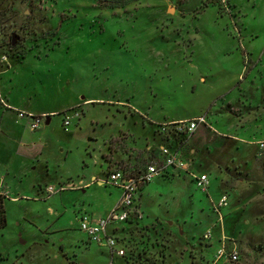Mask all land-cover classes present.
Instances as JSON below:
<instances>
[{
    "label": "rangeland",
    "instance_id": "374dc122",
    "mask_svg": "<svg viewBox=\"0 0 264 264\" xmlns=\"http://www.w3.org/2000/svg\"><path fill=\"white\" fill-rule=\"evenodd\" d=\"M263 45L264 0L226 8L217 0H0V57L22 60L8 74L27 81L37 105L58 109L35 132L25 129L23 154L0 149L9 186L0 264H106L104 247L79 229L112 187L91 174L151 160L150 117L201 112L215 131L232 133L264 113ZM62 110L79 112L66 128ZM214 135L205 148L191 139L184 154L207 173L212 197L227 195L221 219L187 174L155 179L143 205L153 225L137 236L150 255L143 264H209L221 239L237 245L236 264L263 262L264 153ZM37 139L47 146L33 156ZM42 183L57 191L42 197Z\"/></svg>",
    "mask_w": 264,
    "mask_h": 264
},
{
    "label": "built area",
    "instance_id": "2783aa9c",
    "mask_svg": "<svg viewBox=\"0 0 264 264\" xmlns=\"http://www.w3.org/2000/svg\"><path fill=\"white\" fill-rule=\"evenodd\" d=\"M217 2L223 8L227 7V0H217ZM0 64H8L4 54L0 57ZM0 106L13 109L18 118H25L27 127L30 130L39 128L47 116L46 113H34L11 106L3 97L1 89ZM62 114V125L64 128H66L72 118L79 116V112L73 110L71 113L64 110ZM203 124H206L204 115L157 123V133L162 135L163 142L157 145V153L153 154L151 160L143 164L137 171H127L121 166H114L106 170L104 178L94 179L98 183L115 186L120 189L117 201L104 216L94 221L89 220L87 216H82L79 223V229L86 234L88 241L103 245L107 249L109 256L106 264H143L142 260L146 261V257H150L147 248H140L136 252V249L131 245H121L122 238L120 239L114 230H110V226L117 223L137 224L141 220L142 211L138 200L139 190L143 185L162 175L169 167H172L178 172L187 174L198 189L207 192L209 186L207 173L197 172L193 169L191 158L183 156L180 149L181 144L187 141L188 137L196 131L199 125ZM175 135H184L185 140L182 143L179 141L175 145L173 143ZM256 144L261 152L264 153V140H258ZM46 191L51 193L57 190L47 186ZM0 194L7 195L1 179ZM210 203L212 210L221 219V210L228 204L227 195L222 194L216 200L210 199ZM159 254H161V251ZM239 259L240 252L234 242L232 245H227L225 240L221 239L215 247L209 264H236Z\"/></svg>",
    "mask_w": 264,
    "mask_h": 264
},
{
    "label": "crops",
    "instance_id": "0c3cea01",
    "mask_svg": "<svg viewBox=\"0 0 264 264\" xmlns=\"http://www.w3.org/2000/svg\"><path fill=\"white\" fill-rule=\"evenodd\" d=\"M264 48V45H263ZM3 55V54H2ZM18 62H22V60H15V59H10L8 61L7 59V65L6 64H0V89H1V93L3 95V97L6 99V101L8 102V104H10L13 107L25 110V111H31L34 113H46L47 116L44 120L45 125L48 124L51 120L50 114H53L55 112H57V108L55 109L54 107L51 106H47V105H37V101L36 99H34L33 95L35 94H30V92L28 90H25L24 86L27 85V81L23 82V81H17L16 77H15V73L12 74L11 76L8 74L11 70V72L13 70H15V68L13 67L14 63H18ZM240 69V68H239ZM238 69V71H239ZM238 75V73H237ZM236 75V77H237ZM39 102V101H38ZM63 111V110H62ZM251 112H249L248 114H251ZM198 115H203L201 112H193L190 113L188 115H179V114H175V115H166L164 114L162 116V120L157 121L155 119H153L152 117H150V126L152 128V135L154 136L155 142L157 145L163 142L162 139V135L157 133V127L156 124L159 122H163V121H171V120H177V119H187V118H192ZM248 124V127H245V125ZM211 125L208 123L207 124H203V125H199L198 128L196 129V131L189 137V139L184 142L183 144H181L180 149L182 151L183 156H185V149L187 148V146H189V141L191 139H203V141L201 142L200 145H197L196 141L194 140L196 147H206V143L211 140V136L214 137L216 134L217 136H219V140H221V137H225L227 136H231L233 139L236 140L237 143H243V144H248L251 145L252 147V152L253 150L255 151V147L257 146L256 142L258 140H264V113H260V114H255L253 115V117L251 118H246V123H240V121H237V127L236 130L232 133L228 132V130H219L215 131L216 128L212 127L211 129ZM27 128V121L25 118H18L16 116V113L14 112L13 109L10 108H4L0 106V149L5 150L8 146V152L10 153H15V154H20V152H22L23 154V150L21 151L23 146H27L26 142L23 141V133L25 131V129ZM45 127H42L41 129L44 130ZM29 129V128H28ZM39 129V128H37ZM37 129L35 130H30L32 132H35ZM154 131V133H153ZM227 132V134H226ZM226 134V135H225ZM37 140H33L30 144V150L33 152V156H36V153L41 154L42 150L47 146V142L42 141L40 143H37ZM151 143V142H149ZM37 145V146H36ZM150 145V144H149ZM258 147V146H257ZM257 150V148H256ZM192 148H189V152H192ZM206 151H208L206 149ZM210 152V151H208ZM251 154V160L253 161L255 158L252 156ZM28 155V154H27ZM26 156V155H25ZM27 157V156H26ZM189 157V156H188ZM191 158V157H190ZM234 161V160H233ZM30 162H34V160L30 161ZM254 162V161H253ZM193 163V162H192ZM212 163V162H211ZM119 163L118 161H114V166H117ZM195 164V163H194ZM193 164V169L196 170V168L194 167ZM143 165H139V166H135L133 165L131 167V171H137L139 170L140 167H142ZM253 168V167H252ZM252 168L247 167L246 169L248 171L247 174L249 175V173L251 172ZM8 169V168H7ZM182 172H178L177 170H175L172 167H169L162 175H159L157 177H155L152 181H150L149 183H146L145 185H143L140 190H139V206L140 209L142 211V218L141 220L137 223V224H133V223H127V225L123 223H117L114 224L112 226H110V230H114L115 234L121 239V245H131L133 248H135L136 252L140 249V247L137 245V236L139 235L141 237L140 241L143 239V236H145V232L147 230H149L150 225H153V221L149 220V216L153 214H149L150 212H144L143 211V205L146 204L147 206V199L150 198L151 196V188L150 185L152 183H154L153 181L159 177L164 178L166 180L172 181V180H178L180 179L179 177L182 175ZM91 179H95V178H101L99 176L93 175L91 174ZM184 178V177H183ZM209 178V177H208ZM0 179L2 180V184L4 185V187L6 188V191L8 189V183L5 181V176L2 174L0 175ZM185 180V178H184ZM93 185V183H90V180L83 182L82 184L78 185L81 188H89ZM47 186H51L55 189V187L50 184V183H42L38 185V190L39 193L42 194V197L47 198L50 197L52 195V193L55 192H51L48 193L46 191V187ZM105 191H107L108 196H107V203L105 205H103V207L101 208H93L94 211H92L91 209H86L87 213L86 215H82V216H87L89 220H96L99 217L104 216L110 209L111 207L115 204V202L117 201L119 195H120V189L118 187L112 186L111 188H105ZM210 191V183L208 186V190H207V195L209 196V202L210 199L216 200L218 199V197H212L211 194H209ZM8 193V192H7ZM148 207V206H147ZM81 216V217H82ZM80 217V219H81ZM146 217L145 222L143 223V219ZM148 219V220H147ZM150 221V222H149ZM41 225V224H40ZM48 224H43L42 226H38V227H42L45 228L47 227ZM86 235V234H85ZM219 242V240H218ZM98 245V244H97ZM236 245V244H235ZM104 247L103 245H99ZM217 246V245H216ZM215 244H211L210 245V258L212 257V254L215 250ZM237 246V245H236ZM214 247V249H213ZM104 251L106 254V262L108 259V252L107 249L104 247ZM128 249V247H127ZM239 250V249H238ZM240 252V251H239ZM260 256H264V251L260 252ZM262 258V257H261ZM263 262H261V264L264 263V258H262Z\"/></svg>",
    "mask_w": 264,
    "mask_h": 264
},
{
    "label": "trees",
    "instance_id": "16d2710c",
    "mask_svg": "<svg viewBox=\"0 0 264 264\" xmlns=\"http://www.w3.org/2000/svg\"><path fill=\"white\" fill-rule=\"evenodd\" d=\"M185 140L184 135H175L173 138V143L176 145L177 142L181 141V143ZM4 195L0 194V228L5 225V209H4Z\"/></svg>",
    "mask_w": 264,
    "mask_h": 264
},
{
    "label": "water",
    "instance_id": "95a60500",
    "mask_svg": "<svg viewBox=\"0 0 264 264\" xmlns=\"http://www.w3.org/2000/svg\"><path fill=\"white\" fill-rule=\"evenodd\" d=\"M12 41H13V39H12Z\"/></svg>",
    "mask_w": 264,
    "mask_h": 264
}]
</instances>
